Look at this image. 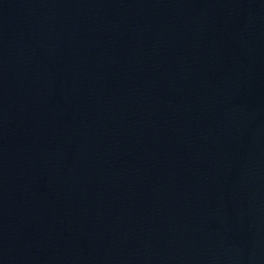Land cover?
Here are the masks:
<instances>
[{"label": "water", "instance_id": "obj_1", "mask_svg": "<svg viewBox=\"0 0 264 264\" xmlns=\"http://www.w3.org/2000/svg\"><path fill=\"white\" fill-rule=\"evenodd\" d=\"M0 264H264V0H0Z\"/></svg>", "mask_w": 264, "mask_h": 264}]
</instances>
